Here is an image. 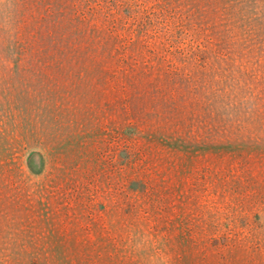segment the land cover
Segmentation results:
<instances>
[{"label": "rangeland", "instance_id": "374dc122", "mask_svg": "<svg viewBox=\"0 0 264 264\" xmlns=\"http://www.w3.org/2000/svg\"><path fill=\"white\" fill-rule=\"evenodd\" d=\"M0 264H264V0H0Z\"/></svg>", "mask_w": 264, "mask_h": 264}]
</instances>
